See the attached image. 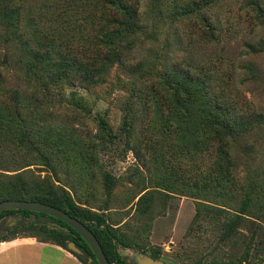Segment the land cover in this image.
Segmentation results:
<instances>
[{
    "label": "trees",
    "instance_id": "1",
    "mask_svg": "<svg viewBox=\"0 0 264 264\" xmlns=\"http://www.w3.org/2000/svg\"><path fill=\"white\" fill-rule=\"evenodd\" d=\"M143 1L0 0V45L14 48L23 76L22 86L7 85L3 69L10 64L11 55L6 52L0 56V93L9 99L0 100V202L36 200L63 209L94 232L114 264H130L119 250L120 245L129 247L130 243L108 221L105 212L79 204L62 174H68L75 165H81L87 174L99 167L106 189L110 188L112 175L102 170L100 151L107 145L130 142L139 115L131 105L127 106L121 132H114L106 117L107 110L96 115L95 120L103 132L96 142L78 128H71L64 118L54 126L52 117L56 105L62 110L70 104L91 113L83 96L74 91L67 98L63 93L65 85L76 81L83 87L101 85L116 64L128 67L127 71H139L127 61L144 30ZM177 1L170 0L174 13L186 18L197 8L220 0H202L200 4L192 0L183 5ZM244 1L254 10L259 25L264 26V0ZM202 20L207 29L203 37L210 41L219 39L209 20L205 16ZM74 32L93 38L84 45L80 58L64 54L60 49L65 44L71 49L65 36ZM245 45L250 51H258L264 41ZM199 70L195 72L191 67L173 64L157 86L150 85L151 92L145 99L151 103L153 115L152 125L147 128L158 127L164 135L173 133L184 151L196 152L201 158L209 157L212 163L206 173H200L204 175L194 180L179 177L171 184L162 177L156 186L194 196L199 212L224 218L214 250L226 244L241 252L227 259L214 257L210 264H264V240H255L259 232L253 231L249 240H242L245 220L257 217L256 211L264 217V192H260L257 185H250L248 190L241 186L239 195L232 193L238 185L237 154L249 148L239 143V138L263 124L264 114L232 93L233 71L228 77L226 72ZM41 171L46 173L42 175ZM153 200V190L140 195L142 212L153 209ZM14 212L32 220L7 228L10 233L0 238V242L32 236L69 250L67 243L72 240L84 254L69 251L83 264H99L85 239L63 220L27 209L7 210L0 213V218ZM48 220L56 225H50ZM143 250L154 258H162V248ZM204 260L205 256L191 264H204Z\"/></svg>",
    "mask_w": 264,
    "mask_h": 264
},
{
    "label": "rangeland",
    "instance_id": "2",
    "mask_svg": "<svg viewBox=\"0 0 264 264\" xmlns=\"http://www.w3.org/2000/svg\"><path fill=\"white\" fill-rule=\"evenodd\" d=\"M191 1L177 2L183 5ZM196 11L183 18L174 13L170 0L161 3L144 0V30L127 61L139 71H127L128 67L116 64L101 85L83 87L77 81L65 85L63 93L67 98L74 91L83 96L90 114L70 104L62 110L57 105L54 107V126L64 118L71 128H78L92 142L103 135L95 120L96 115L107 110L106 117L114 132H121L127 106L131 105L139 115L130 142L124 140L107 145L100 151V166L112 175L109 190L99 167L87 174L81 165H75L70 167L68 174H62L80 205L105 212L108 221L130 243L129 247L120 245L119 250L133 262L137 249L150 252L155 247L162 248V259L171 264H191L203 256L204 264H210L214 257L227 259L241 252V249L226 244L214 250L222 232L223 217L199 212L194 196L156 186L162 177L171 184H175L179 177L194 180L204 175L200 173L207 172L212 163L209 157L201 158L196 152L184 151L186 149L179 145L173 133L164 135L158 127L147 128L152 125L153 113L145 96L151 92L150 85L157 86L170 66L180 64L195 72L200 68L204 72H226L228 77L233 71L232 93L250 108L264 114V46L258 51H250L245 45L246 42L257 44L264 41V26L259 25L254 10L246 6L244 0H220ZM202 16L218 34L216 41L203 37L207 29ZM65 37L71 49L65 44L60 46L61 52L79 58L84 45L93 40L86 33L78 32ZM6 52L11 55L10 64L3 69L6 83L22 86L23 76L14 57V48L2 43L0 56ZM0 100L7 102L9 99L0 93ZM145 105L149 106L148 109L144 108ZM238 142L249 145V148L237 154L238 185L232 193L239 195L241 186L248 190L250 185H257L260 192H264V122ZM45 173L41 171L42 175ZM147 190L154 193L153 209L142 212L139 197ZM256 212L257 217L245 220L242 240H249L253 231L259 232L255 240H264V217ZM25 220L32 219L18 212L1 217L0 238L10 233L7 228ZM47 222L52 225L54 221Z\"/></svg>",
    "mask_w": 264,
    "mask_h": 264
},
{
    "label": "water",
    "instance_id": "3",
    "mask_svg": "<svg viewBox=\"0 0 264 264\" xmlns=\"http://www.w3.org/2000/svg\"><path fill=\"white\" fill-rule=\"evenodd\" d=\"M11 209H27L36 212H42L63 220L64 222H66V224L74 228L85 239L99 264H114L107 257L100 241L98 240L94 232L90 228H88L87 225L81 220L74 216H71L63 209L36 200L10 199L0 202V213ZM51 224L56 225L55 222H52ZM59 228L68 230V228H65L61 225H59ZM67 246L68 249L73 253L80 255L84 254L83 250L79 246H77V244L72 240L67 243ZM125 259L130 264H171L162 258H154L150 254L143 252L139 249L135 251V262H133L130 258Z\"/></svg>",
    "mask_w": 264,
    "mask_h": 264
},
{
    "label": "crops",
    "instance_id": "4",
    "mask_svg": "<svg viewBox=\"0 0 264 264\" xmlns=\"http://www.w3.org/2000/svg\"><path fill=\"white\" fill-rule=\"evenodd\" d=\"M0 264H83L66 248L42 242L36 237L20 236L1 241Z\"/></svg>",
    "mask_w": 264,
    "mask_h": 264
}]
</instances>
